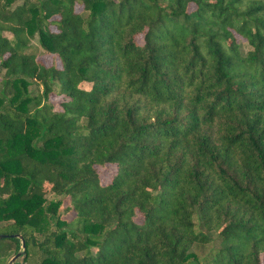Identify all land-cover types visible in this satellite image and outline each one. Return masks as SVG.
<instances>
[{
	"label": "trees",
	"instance_id": "1",
	"mask_svg": "<svg viewBox=\"0 0 264 264\" xmlns=\"http://www.w3.org/2000/svg\"><path fill=\"white\" fill-rule=\"evenodd\" d=\"M0 233L13 264H263L264 0H0Z\"/></svg>",
	"mask_w": 264,
	"mask_h": 264
},
{
	"label": "rangeland",
	"instance_id": "2",
	"mask_svg": "<svg viewBox=\"0 0 264 264\" xmlns=\"http://www.w3.org/2000/svg\"><path fill=\"white\" fill-rule=\"evenodd\" d=\"M82 9V6L79 5V4H76L75 5V11H79L81 13H84L81 11ZM31 49L33 51H35L36 53H39V54H44L45 55V58L46 60H48L49 62H54L56 65H58V61L52 57H50L49 55H47L46 53H44L38 46V43L33 40L31 42V45H30ZM59 97H56L55 99H58ZM96 170L99 174V177H100V181L101 183H105L109 180V178L114 174V165L113 164H106V165H103V166H97L96 167ZM47 197L49 198H58L60 196L58 195H55L53 193H47ZM63 199V204H67V198L66 197H62ZM70 214H66L65 217H69ZM17 251V247H16V244L15 243H12V251H11V255L14 254L15 252ZM260 260L261 262L264 264V253H261L260 254ZM21 260L19 259V262Z\"/></svg>",
	"mask_w": 264,
	"mask_h": 264
},
{
	"label": "water",
	"instance_id": "3",
	"mask_svg": "<svg viewBox=\"0 0 264 264\" xmlns=\"http://www.w3.org/2000/svg\"><path fill=\"white\" fill-rule=\"evenodd\" d=\"M7 237H17L20 239V243H21L20 249L16 253H14L7 262V264H13L16 261V259L20 256L21 252L24 250V241L20 234L7 235V234L0 233V239L7 238Z\"/></svg>",
	"mask_w": 264,
	"mask_h": 264
}]
</instances>
